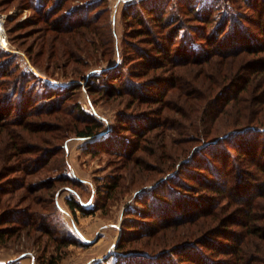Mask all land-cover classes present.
I'll use <instances>...</instances> for the list:
<instances>
[{
  "label": "rangeland",
  "instance_id": "1",
  "mask_svg": "<svg viewBox=\"0 0 264 264\" xmlns=\"http://www.w3.org/2000/svg\"><path fill=\"white\" fill-rule=\"evenodd\" d=\"M140 1L106 0V3L101 1L95 3V0H68L66 5L61 6V0H51L53 7L56 6L55 9L58 10L53 15L50 10L52 5L49 4L47 7L38 0H35L36 6L32 0H0V29L4 37V40L0 37V113L7 114V119H0V126L9 122L10 127H14L13 133L16 137L23 133L29 140L35 139L40 134L50 138L54 132L33 131L46 122L61 125V122L53 120L55 118L53 115L46 113L50 108H58L62 101L67 104L70 113H80L78 111V105H80L85 112L83 119H86V116H93L103 124L102 129L90 137L69 133L71 130L67 127L65 132L68 135L54 141L56 151L45 155L43 160L28 161V164L33 167L40 163L44 164L48 159L38 173L28 174V176L24 171L12 173V176H15V179H10L12 181H19L26 176L33 183L42 180L47 184L50 178L65 174L80 182H57L58 187L53 192L43 188L30 194L29 197L34 198V201L36 196L39 197L37 200H45L44 207L37 203L30 207L28 212H32L31 214L26 216L17 213L16 219L19 221L20 216L29 220L31 216L35 217L31 219L29 225L18 228L0 248V264H41L48 255L58 252L57 247L65 242L63 241L65 238L70 243L59 247L63 254L60 264H97L100 260H103L102 264H114L115 253L120 243L126 245V250H129L127 252L144 250L141 251V253L145 252L142 258L147 259L153 255L154 264H158L156 260L158 255H155V252L164 250L159 254H168L169 250L176 246L171 248L173 244L167 246V242L182 241L179 234L180 228L183 227L169 228L168 225L164 227L160 225L163 220L158 215V211L155 207L150 209L147 206L150 203L153 205L149 201L152 197L147 190L154 186V189L158 188L157 190L163 188L164 186L159 187L158 183L169 176L179 180L182 188L192 186L197 180H201V173L193 170L189 165L185 166V163L183 164L185 154L175 149L186 137L173 135L174 140L178 141L172 143L175 147L173 148L175 157L173 156L171 163L169 161L167 164L163 163L162 157L158 158L150 153L149 149L147 151L143 149L139 150L135 157L144 156L146 163L140 166L130 162L131 168L126 167L124 163L128 160H125L124 154L122 157L117 151L118 148H124L123 141L126 142L127 138L132 137L131 129H136L138 122L162 120L163 115L174 114V111L169 108L179 111L187 106L184 95L178 92L179 89L168 88L169 93L164 100H167L166 104L170 107L164 108L159 115L164 103L152 104L150 94H155L158 88L162 86L165 88V85H148L149 79L133 75L135 72L143 71L147 62L153 61L152 57L147 59L146 56L131 59L136 47L144 50L153 48L148 37L137 36L133 29L134 26L137 28V25H134L135 21L132 20L134 17L131 15L136 11H133L129 5L134 7L136 4L137 10L141 9L143 16L148 18ZM149 1L151 0H148V4ZM163 1L165 5L168 3L165 16L174 18L177 23L174 21V25H184L180 31L182 36L179 35L176 39L181 50L185 46L187 37L195 42H204L206 45L207 42L202 39L206 36L205 33H209L210 29L216 27L221 20L225 23L231 12L235 14L234 16H238L249 33H257V27L251 22L258 18L257 12L260 13L262 10L261 13H264V0L251 2L223 0L222 3L214 4L212 19L207 25L197 19L193 11L186 10L187 0ZM200 1L203 3L213 0ZM152 2L159 8L158 0H152ZM249 2L252 3L251 6L259 7L257 12L248 6ZM69 10L71 13L74 11V14L66 17L65 14H68ZM86 13L90 14L92 20L93 16L95 17L93 26L99 33L97 36L72 35L64 31L52 30L59 28L60 25L65 27L66 22L82 20ZM151 25L153 26L152 23ZM156 34L162 38L167 35V31H157ZM45 38L48 41L52 39L51 43H48ZM96 39L98 42L96 45L98 44L99 47L92 46L94 43L88 45L90 41ZM66 45L75 50L74 57L70 59L64 55ZM162 61L166 62L167 59L162 57ZM7 68L9 72H6ZM181 69L185 70L187 67ZM178 70L181 72L180 69ZM163 71L165 70L162 69L160 72L168 74L167 71ZM184 73L182 72V75L189 77V80L193 76V73L188 71ZM199 74L200 71L196 73V75ZM208 75L214 76L215 72L209 70ZM113 80H118L117 84H121L120 86L125 89L137 87L139 83L140 90L145 91L142 97L131 93L121 94L112 87ZM188 87L191 90H200V87L194 83ZM107 89L112 92L109 93ZM123 92L129 91L123 90ZM28 106L39 108L34 111V115L28 116L25 112H21V109L24 107L26 109ZM37 111L39 112L36 114ZM232 116L229 114L224 120L212 124L213 128H226ZM17 119L23 121V126H18ZM28 122H31L32 129L25 130L24 127H28ZM9 123L3 126L7 128ZM229 130L223 131L226 133ZM158 131L159 129L155 130L154 134ZM188 134L192 135L193 132L188 131ZM156 142L158 143L157 140ZM43 144L46 146V143ZM196 144L197 142L192 144L194 148L202 145ZM157 149L160 150L158 146ZM160 153L161 151H158V154ZM39 154V152H31L26 156L28 158L33 156L36 159ZM133 177L137 179L133 180ZM7 181L8 179L3 182L6 184ZM116 183L120 185L114 188ZM174 186L177 187V185ZM5 187L11 189L13 185L7 184ZM19 189L14 192L22 194L26 191ZM187 189L190 188L187 187ZM73 194L84 206L90 208V213L83 214L81 210L76 211V214L72 213L66 200ZM197 199L193 200L197 202ZM20 202L13 203L12 210H15L14 208L21 210L29 206L25 201L21 204ZM192 205L196 207L195 203ZM139 209L148 213L135 214L134 212ZM200 218L199 221L202 220ZM38 225L40 228H36ZM191 226L194 227L195 224ZM47 229L51 231L47 233ZM72 239L76 241L72 242ZM174 256V259L169 262L165 260V262L192 264L186 260L182 263L181 257H177L176 253ZM105 257H107L106 260Z\"/></svg>",
  "mask_w": 264,
  "mask_h": 264
},
{
  "label": "trees",
  "instance_id": "2",
  "mask_svg": "<svg viewBox=\"0 0 264 264\" xmlns=\"http://www.w3.org/2000/svg\"><path fill=\"white\" fill-rule=\"evenodd\" d=\"M50 1L38 0L47 7L49 4L52 5L50 10L54 15L58 10L55 9L56 6L53 7V2ZM97 1L106 3V0H95V3ZM158 1L159 8L154 5L152 0L149 1V4L148 0L140 1L142 9L149 19L143 16L141 9L137 10L136 4L134 7L129 5L133 11H136L131 15L134 17L132 19L135 21L134 25H137V28L135 26L133 28L134 32L137 36L148 37V41L153 45L152 50L136 47L131 59L146 56L147 59L152 57L153 61L147 62L143 71L135 72L133 75L149 79L148 85H165V88L163 86L156 87L158 92L150 94L152 104L164 103L159 115L164 108L170 107L166 104L167 100H164L170 88L179 89L178 92L184 95L187 106L179 111L169 108L174 111V114L163 115L162 120H146L148 123L138 122L139 127L134 128L135 130L131 129L132 137H129L131 141L129 138L126 139V142L129 143L123 141L126 148L122 145L124 148H118L117 151L122 157L125 155V160H128L124 163L126 167L131 168L130 162L140 166L146 163L147 160L144 156L135 157L136 153L143 149L145 151L149 149L150 153L158 158L162 157L163 163L167 164L169 161L171 163L173 156L175 157V150L173 151L175 147L172 143L178 141L174 140L173 135H181L186 139L181 140V146L179 145L175 149L185 154L183 157L185 166L189 165L193 170L201 173V180H197L192 186L182 188V183L179 180L169 176L165 178L166 180L163 179L158 183L159 187L164 186L163 188L157 190L158 188L154 189V186L147 190V193H150L152 197L149 201L153 203V205L150 203L147 206L150 209L155 207V210L158 211V215L163 220L160 225L163 227L168 225L169 228L183 227L180 228L179 234L180 241H182L170 240L171 243L167 242V246L173 244L171 248L176 247L170 249L168 254H163L165 256L159 254L164 250L155 252L154 254L158 255L156 260L158 264H167L166 262L175 258L174 254L176 253L177 257H181L182 263L183 260H186L192 264H264V13H261L262 10L260 13L257 12L259 7L254 4L251 6L252 0H249L248 6L254 11L256 10L258 14V18L251 22L257 27V33H249L244 23L231 12L225 23L221 20L216 27L212 26L213 29H210L209 33H205L206 36L202 39L207 42L206 45L204 42H195L187 37L185 46L181 50L176 39L179 35L182 36L180 31L184 25H176L174 18L165 16L168 3L165 5L163 0ZM32 2L35 3V6L37 5L35 0ZM67 2L68 0H61V6L66 5ZM216 2L222 3L223 0L203 3L200 0H187L185 8L187 11L190 10L189 12L193 11L197 19L208 25L211 22ZM69 11L68 14H65L66 17L74 14V11L72 13L71 10ZM94 18L93 16L92 20L90 14L86 13L82 20L66 22L65 27L60 25L61 28L52 30L64 31L72 35L92 34L97 36L99 33L93 26ZM83 28L84 31H82ZM157 31H167V35L159 38L156 34ZM161 39L162 41H160ZM45 40L47 39L45 38ZM51 40H47L48 43H51ZM189 40L191 41L188 42ZM143 42L146 43V41ZM96 43H98L97 39L90 41L88 45L93 44L92 46L97 48L99 46ZM64 55L70 59L74 57L75 50L67 46ZM162 57L167 61H162ZM185 67H187L186 71L181 69ZM162 69L168 74L161 73ZM209 70L214 71L215 75L209 76ZM9 71L7 68L6 72ZM187 71L193 73L190 80L186 75H182V72ZM198 71L200 74L196 75ZM116 81L118 80H113L111 85L116 92L121 94L131 93L142 97L145 91L140 90L139 83L138 86L136 85L137 87L125 89ZM193 83L198 85L200 90H191L188 87ZM107 90L109 93L112 92V90ZM123 90L129 92H123ZM78 107L80 113L75 114L70 113L64 101L58 108H50L46 114L53 115L55 117L53 120L61 122V125L46 122L33 131L36 133L54 132L50 138L40 134L35 139L29 140L23 133L16 137L13 133L14 127H10L9 122L4 123H9L7 128L3 126L4 124L0 126V248L6 244L7 239L18 228L29 225L31 219L35 217L31 216L29 220V218L20 216L21 220L19 221L16 219L17 213L27 216L32 213L28 212L30 207L37 203L44 207L45 200H37L38 196H36V201H34V198L29 197L30 194L43 188L53 192L58 187L57 182H80V180L71 179L65 174L50 178L47 184L42 180L33 183L26 177L28 174L38 173L46 165L48 159L44 164L40 163L33 167L28 164V161L43 160L45 155L56 151L54 141L68 135L65 132L67 127L68 130H71L69 133L73 132V134L82 137L93 136L102 129V122L95 117L86 116V119H83L85 112L82 110V106L78 105ZM37 108L28 106L26 109L25 107L21 109V112L32 116ZM228 111L233 116L224 129L230 130L225 133L223 128H213L212 124L227 118ZM0 119H7V114L0 113ZM17 120L19 121L18 126H23V121ZM28 124V127H24L25 130L32 129L30 128L31 122ZM49 125L50 127H46ZM157 129L159 131L154 134ZM188 131L193 134L189 135ZM195 142H197L196 145H202L199 148H194L192 144ZM43 143H46V146ZM157 146L160 150L157 149ZM158 151L161 153L158 154ZM31 152L40 154L36 159L33 156L28 158L26 155ZM18 171H24L26 176L19 181L10 180L11 178L15 179L12 173ZM135 178L133 177V180ZM7 179L5 184L3 181ZM7 184L13 185V188H6ZM119 185L116 183L114 188ZM19 188L26 191L22 194L14 192ZM196 198H198L197 202L193 200ZM17 201H21L20 204L25 201L29 206L25 204L26 208L12 210V204ZM66 201L73 214H76L78 210H81L83 214L91 211L74 194L68 196ZM193 203L196 207L192 205ZM134 213L141 215L148 212L139 209ZM199 218L202 220L199 221ZM192 224L195 226L192 227ZM36 228H40V226L38 225ZM50 231V229L46 230L47 233ZM63 241L65 242L57 247L58 252L48 255L41 264H60L63 254L59 247L70 243L67 238ZM71 241L76 240L72 239ZM118 246L114 264H154L152 258L155 257L153 255L147 259L142 258L145 252L141 253V251L144 250L127 252L129 250H126V245L120 243ZM106 259L107 257H105ZM102 261L100 260L97 264H102ZM174 263L173 261L170 264Z\"/></svg>",
  "mask_w": 264,
  "mask_h": 264
},
{
  "label": "bare ground",
  "instance_id": "3",
  "mask_svg": "<svg viewBox=\"0 0 264 264\" xmlns=\"http://www.w3.org/2000/svg\"><path fill=\"white\" fill-rule=\"evenodd\" d=\"M0 28H1V25H0ZM2 36V32H1V29H0V37Z\"/></svg>",
  "mask_w": 264,
  "mask_h": 264
},
{
  "label": "built area",
  "instance_id": "4",
  "mask_svg": "<svg viewBox=\"0 0 264 264\" xmlns=\"http://www.w3.org/2000/svg\"><path fill=\"white\" fill-rule=\"evenodd\" d=\"M3 35V34H2ZM1 38L4 40V37L3 36H1Z\"/></svg>",
  "mask_w": 264,
  "mask_h": 264
}]
</instances>
